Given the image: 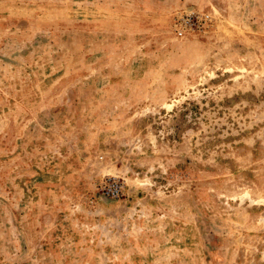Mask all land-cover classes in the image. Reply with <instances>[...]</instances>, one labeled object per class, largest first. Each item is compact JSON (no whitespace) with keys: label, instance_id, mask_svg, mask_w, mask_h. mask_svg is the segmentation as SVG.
<instances>
[{"label":"rangeland","instance_id":"1","mask_svg":"<svg viewBox=\"0 0 264 264\" xmlns=\"http://www.w3.org/2000/svg\"><path fill=\"white\" fill-rule=\"evenodd\" d=\"M0 264H264V0H0Z\"/></svg>","mask_w":264,"mask_h":264},{"label":"built area","instance_id":"2","mask_svg":"<svg viewBox=\"0 0 264 264\" xmlns=\"http://www.w3.org/2000/svg\"><path fill=\"white\" fill-rule=\"evenodd\" d=\"M186 15L187 16L180 18L179 25L176 28V34L179 37H183L186 34V31L188 29H191V24L194 23L192 22L193 12L187 13ZM121 188H122L121 184H119L118 181L113 180L102 186L101 195L104 198H110V199L117 198L119 196Z\"/></svg>","mask_w":264,"mask_h":264}]
</instances>
